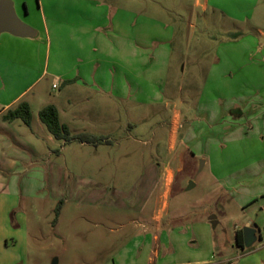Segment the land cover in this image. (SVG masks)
<instances>
[{"label":"crops","instance_id":"0c3cea01","mask_svg":"<svg viewBox=\"0 0 264 264\" xmlns=\"http://www.w3.org/2000/svg\"><path fill=\"white\" fill-rule=\"evenodd\" d=\"M10 1L18 19L32 28L36 35L29 39L0 34V216L5 210V195H9L7 180L15 185L16 177L26 170L25 161L35 160L46 149V144L54 142L38 120L34 127L38 132L30 130L31 139L28 142L33 146H29V149L25 141L26 133L20 129L18 120L8 123L1 119V115L19 102H26L30 111L33 103L40 106L44 102L36 109V114L44 106H53L59 123L70 134H87L101 139L100 143L94 145L70 142L78 148H72L69 167L83 169L82 173L66 172L74 186V195L85 193L83 200L99 204L106 196L105 190L100 188V178L105 176L103 170L108 164L113 169L112 178L118 184L129 183L132 186L127 192L116 188L110 197L115 210L134 214L130 221L133 235L105 264H264V254L252 251L253 244L261 239L251 223H246L244 228L253 231L254 241L245 246L242 240V249L236 246L235 239L226 250L216 247L217 251L220 250L218 253L222 254L216 259L196 246L195 232L181 231L187 237L176 242L171 239L176 230L171 228L170 220L166 222L168 198L175 173L181 169V164L177 158L169 156L177 148L183 147L193 155L192 158L201 159L203 167L210 168L208 152L215 140L209 138L205 142L206 151L204 147L192 153L189 147H185V138L179 136L181 115L174 104L175 96L163 101L170 92L173 94L176 89L177 93L182 91L175 78L172 86L176 89H171L167 82L170 81V26L138 20L132 10L115 7L119 5L102 0H38L37 8L32 10L27 0ZM251 1H242L243 5H239L241 0H194V6L202 2V11L212 7L227 19L243 23L250 21L252 11L248 7H253ZM223 6L229 10L225 11ZM223 49L227 52L233 50ZM235 51L238 50H233L232 54ZM241 55L242 52L237 53L230 61L228 73L244 70ZM235 59H240L239 64L234 63ZM214 74L212 67L204 72L202 85L206 89L198 93L199 97H206L204 103L215 102L212 90L216 85ZM227 74L223 72L221 79L226 78ZM227 82L224 81L225 84ZM56 90L59 94L53 100ZM47 95L49 99L45 100ZM257 97V103L263 104L256 116L257 120L262 121L259 133L264 137V102L259 94ZM155 104H163V108L172 106L165 134V157L157 155L155 151L153 130L149 134L142 127L141 123L147 118L145 112H134L139 105L147 109ZM123 107L124 117L119 114ZM240 115L238 111V118ZM115 117L118 121L114 120ZM32 119L31 112V124ZM38 143H41V148ZM111 153L114 156L106 157ZM85 156L90 158L86 160ZM258 160L257 157L252 161L257 163ZM54 167L53 163L47 162L44 171ZM49 172L53 175V170ZM211 179L220 188L219 180L226 182L225 175L219 177V174H215ZM82 181L85 188L79 187ZM249 198L255 203V196L249 194L239 200V205L245 204L247 207ZM261 213H264V207ZM3 221H0V235L3 233ZM239 230L242 231L240 228L234 229V236ZM16 232L20 233V230ZM5 237L2 235L0 241V264L5 259H2V255L10 258L8 260L14 259L11 249L19 245L25 249L27 247L24 236L20 237L22 240L19 242L4 240ZM177 250L183 255L182 258L170 256L178 255Z\"/></svg>","mask_w":264,"mask_h":264},{"label":"rangeland","instance_id":"374dc122","mask_svg":"<svg viewBox=\"0 0 264 264\" xmlns=\"http://www.w3.org/2000/svg\"><path fill=\"white\" fill-rule=\"evenodd\" d=\"M27 1L30 2V10L37 8L38 0ZM102 1L132 10L138 20L170 26V81L167 82L171 89H176L172 86L175 78L182 91L177 93L176 89L173 94L170 92L163 101L175 96L174 104L181 115L179 136L185 138V147H189L192 153L201 151L209 138L215 140L208 152L210 168L203 167L202 160L192 158L193 155L183 147L169 156L177 158L181 164L168 198L166 222L170 220L171 228L176 230L171 235L172 241L187 237L181 231L195 232L196 246L216 259L222 255L216 247L229 248L234 241V229H243L246 223H251L261 239L253 244L252 251L264 254V213H261L264 207V137L259 133L262 121L256 116L258 108L263 106L257 103L258 94L264 102V0L251 1L253 7H248L252 11L250 21L243 23L227 19L212 7L202 11V2L194 6V0H132V6L130 0ZM242 1L246 0H241L239 5H243ZM223 9L229 10L224 6ZM20 10L23 13L22 6ZM223 48L238 51L232 54L233 50L227 52ZM241 52L244 70L228 73L230 61ZM237 60H234L235 64H239L240 59ZM209 67L214 69L216 76L215 79L213 77L216 85L212 88L215 102L204 103L206 97H199L198 93L206 89L202 82ZM223 72L228 74L221 79ZM225 80H228L226 84ZM58 94V90L53 92V100ZM48 99L47 95L45 100ZM163 104L148 106L147 109L139 105V109L134 110L145 112L147 118L141 123L142 127L148 133L153 130L155 151L161 157L167 154L165 134L172 108L171 105L163 108ZM38 105L33 103L31 106L33 119L30 127L18 120L20 129L26 133L25 141L29 149L33 146L28 142L31 139L30 130L35 131L38 124ZM238 111L241 113L239 118ZM119 114L124 117V107ZM114 120L118 121L116 117ZM62 143L54 140L46 144V149L38 158L27 159L26 170L16 177L15 185L7 180L9 195H5L4 218L0 216V221L4 219L0 241L2 235L7 237L4 240L13 239L15 242L24 236L27 247L19 245L11 249L14 259L8 260L10 258L2 255L5 259L1 264H51L54 260L56 264H105L113 253L130 241L133 235L130 221L134 214L115 210L110 197L114 189L120 187L127 192L131 184H118L112 178L113 169L108 164L103 170L105 176L100 178V188L105 190L106 196L99 204L83 200L85 193L75 196L72 191L74 186L66 172H83L82 168H70L68 163L72 148L77 150L78 147L75 143ZM38 144L41 148V143ZM204 149L206 151L207 148ZM112 156L113 153L106 155ZM257 157V163L252 161ZM87 158L90 157L85 156ZM47 162L53 163L56 168L44 171ZM50 170H53V175ZM215 174L219 177L225 175L226 182L219 180L222 188L211 179ZM83 183L80 188L86 187ZM249 194L255 196V203L249 198L247 207L239 205V200ZM57 205L58 214L55 217ZM211 221L215 222L214 226ZM18 230L21 234L16 232ZM170 256L176 259L183 257L180 252Z\"/></svg>","mask_w":264,"mask_h":264},{"label":"trees","instance_id":"16d2710c","mask_svg":"<svg viewBox=\"0 0 264 264\" xmlns=\"http://www.w3.org/2000/svg\"><path fill=\"white\" fill-rule=\"evenodd\" d=\"M37 117L39 122L46 129V131L57 142L70 143L75 141L78 143H90L92 145L101 142L100 138L93 137L87 134H77V135L70 134L68 129L59 123L57 111L53 106L47 105L41 108L37 114ZM1 119L8 123L19 120L26 127H30L31 112L29 105L26 102H19L12 108L7 109L1 115ZM57 214H58V205L55 209V217L57 216ZM234 239L236 246L242 249L243 235L241 230L235 233Z\"/></svg>","mask_w":264,"mask_h":264},{"label":"water","instance_id":"95a60500","mask_svg":"<svg viewBox=\"0 0 264 264\" xmlns=\"http://www.w3.org/2000/svg\"><path fill=\"white\" fill-rule=\"evenodd\" d=\"M2 33H6L17 38L29 39L35 37L36 35L32 28L18 19L10 0H0V34ZM211 224L214 226L215 222L211 221ZM242 235L245 246H248L249 243L254 241V233L250 228H243ZM51 264H56V261H52Z\"/></svg>","mask_w":264,"mask_h":264}]
</instances>
